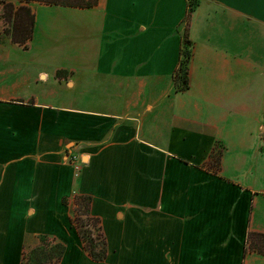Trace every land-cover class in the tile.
<instances>
[{"label":"crops","instance_id":"1","mask_svg":"<svg viewBox=\"0 0 264 264\" xmlns=\"http://www.w3.org/2000/svg\"><path fill=\"white\" fill-rule=\"evenodd\" d=\"M187 1L28 4L27 46L0 44V264L41 237L58 264H264L245 251L264 234V0H196L186 24ZM77 196L103 261L71 223Z\"/></svg>","mask_w":264,"mask_h":264},{"label":"trees","instance_id":"2","mask_svg":"<svg viewBox=\"0 0 264 264\" xmlns=\"http://www.w3.org/2000/svg\"><path fill=\"white\" fill-rule=\"evenodd\" d=\"M19 2L21 5L16 7L12 3L0 0V5L3 6L4 21H6L9 26L11 24V41L14 44L26 47L27 43L32 38L34 27V15L28 7L29 3L39 2L47 5H59L72 8H91L97 5L98 0H19ZM196 6V0L187 1V13L184 22H186L190 13L194 11ZM7 34H9V30ZM192 47V42L185 36L179 53L178 67L173 75V83L177 92L184 91L189 87V64L192 58ZM75 200L77 201L75 205H78L79 202L82 203L80 204L83 209L81 216L85 221H80L77 216H73L71 223L77 229L79 237L84 244V248L91 258L97 262L103 261L107 256L106 239L102 232L100 220L89 214L91 198L86 196H77L75 197ZM47 239L52 241L47 237H41L40 241H47ZM53 247L57 250L54 255L52 254L47 256L45 250L40 251L41 253L43 252L42 256H45L47 261L54 259V264H58L63 255L64 247L57 243H54ZM36 249L37 248L31 250V262L34 261V256L37 253ZM245 251L264 255V234L250 232L247 236V246ZM24 258L25 256L23 254L21 264H25ZM34 263L40 264V262L36 260Z\"/></svg>","mask_w":264,"mask_h":264},{"label":"rangeland","instance_id":"3","mask_svg":"<svg viewBox=\"0 0 264 264\" xmlns=\"http://www.w3.org/2000/svg\"><path fill=\"white\" fill-rule=\"evenodd\" d=\"M188 20H189V17L187 18V20L185 22L186 24H187ZM5 22L6 21H4V19H3V6L0 5V44H3L5 42V40H10L11 41V36H10V33H11V30H10L11 27L10 26H11V24L9 26V24H7V22L5 24ZM8 30H9V34H7ZM76 202L77 201L74 199L73 203H72L73 204V209H74V213H73L74 215L73 216H77L78 220L82 221V220H84V218L81 216V212H82L83 209H82L80 204H82V203L79 202L78 205H75ZM53 245H54V243L52 241L48 240V239H47V241L40 242V245L38 247H36L37 248L36 249L37 253L34 256V261L33 262L30 261V255H31V250H33L35 248L27 249L24 252V256H25L24 263L25 264H33L35 262V260H36V261H39L40 264H54V259L53 260L50 259L49 261H47V259H45V256H42L43 252L41 253L42 250H45L47 256L48 255H52V254L53 255L56 254L57 250L53 247ZM34 264H36V263H34Z\"/></svg>","mask_w":264,"mask_h":264},{"label":"built area","instance_id":"4","mask_svg":"<svg viewBox=\"0 0 264 264\" xmlns=\"http://www.w3.org/2000/svg\"><path fill=\"white\" fill-rule=\"evenodd\" d=\"M262 142L264 143V128H263V133H262Z\"/></svg>","mask_w":264,"mask_h":264}]
</instances>
